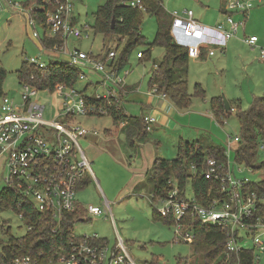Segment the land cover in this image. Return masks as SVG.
<instances>
[{
    "label": "built area",
    "instance_id": "built-area-1",
    "mask_svg": "<svg viewBox=\"0 0 264 264\" xmlns=\"http://www.w3.org/2000/svg\"><path fill=\"white\" fill-rule=\"evenodd\" d=\"M75 1L0 0V11H14L26 18L33 38L38 41L54 38L61 40L59 44L50 47L41 45L45 57H30L28 62L46 68L49 59H59L79 70V82L89 80L84 88L79 84L69 86L61 83L53 90H43L56 93L63 99L56 116L58 119L45 117V105L32 99L39 89L29 84H22L25 91L22 92L21 102H17L8 93L0 96V181H5V187L19 194L18 211L14 207L9 210L23 219L26 211L22 206L28 201L36 210L50 213L58 226L65 213L76 210L78 186L85 176H90V162L79 140L92 132L97 134V131L75 123L76 116L107 113L104 106L89 102L88 97L105 103L122 104V96L127 93L126 78L130 73L125 67L118 65L116 49H110L103 58H98L93 52L70 46L71 37L90 38L92 29L90 23H82L79 14L75 13ZM122 3L145 10L143 0H122ZM225 7L227 12L238 11L247 19L254 5L251 0H227ZM168 12L172 17L171 32L175 41L187 47L190 56L199 58L203 54L213 56L217 51L223 52L230 39L246 24L245 19L236 21L232 13H226L224 20L211 26L199 21L192 9ZM243 41L252 48L259 47L260 58L264 60V44L259 46L257 35H245ZM137 56L140 57L141 53ZM88 72L92 73L91 78ZM91 84H100L99 86L109 91V95L98 92L93 96L87 95ZM150 90L167 97L158 93L156 88ZM144 121L147 131H152L157 118L148 114L144 115ZM239 142V134L229 135L225 146L226 160L219 162L215 158H208L206 161L205 178L217 181L220 185L217 197L208 205H202L190 190L181 189L177 181L170 180L171 189L161 200L162 206L157 211L163 217L171 215L174 218L176 237L186 242L194 239L193 231L186 221L188 216L197 217L203 224L218 226L228 235V257L247 249L249 246H244L243 243L248 235H252L254 263L257 264L260 261L258 253L264 251V216L259 213L260 207L264 205V195L259 196L256 191L250 190L248 185L252 181L234 170L231 153ZM246 167L249 171L256 172L251 167ZM86 209L87 214L91 215L110 211L114 220L107 200L104 201V208L90 204ZM27 227L30 229V226ZM242 231L244 235L240 234ZM10 264L44 263L38 256L22 255ZM47 264L137 262L120 236L114 245H110L108 239L94 232L71 239L69 249ZM236 264L247 263L237 261Z\"/></svg>",
    "mask_w": 264,
    "mask_h": 264
},
{
    "label": "rangeland",
    "instance_id": "rangeland-1",
    "mask_svg": "<svg viewBox=\"0 0 264 264\" xmlns=\"http://www.w3.org/2000/svg\"><path fill=\"white\" fill-rule=\"evenodd\" d=\"M161 1L168 11L192 9L201 20L204 16L210 20H215L218 15H222L220 20L225 18L221 11L225 0ZM251 1L254 5L252 12L264 7V0ZM105 2L106 0L75 1V13L79 14L82 23H90L92 29L90 38L71 37L69 44L72 48L78 47L94 54L110 47H118L119 54L123 51L125 41L121 44L120 36H105L96 31L97 10ZM238 14L240 12L235 11L232 16L236 21L246 20V35H253L252 31H258L262 26L259 21H253L254 17L246 19L243 14L237 17ZM260 16H264V10ZM242 28L228 42L227 51H217L216 55L205 59L190 56L188 90L192 94V105L187 109L175 106L172 113L166 111L169 122L160 125L156 123V128L149 131L146 137L134 139V147L127 132L122 130L123 124H115L110 114L76 116L75 123L97 131V134L92 132L79 140L91 167L90 180L77 191V200L85 207L93 204L102 208L107 200L114 216L113 220L110 211L101 215L86 214V219L75 222L76 236L96 232L108 239L110 245H114L120 236L137 264H179L181 257L185 258L183 264H201V258L193 252L191 243L176 237L175 226L155 217L154 210L160 208L162 203L154 201L151 190L144 186L145 171L151 169L156 159L176 158L180 140H210L227 146L229 135L240 133L241 125L236 111L233 109L224 124H221L215 117H211V102L213 99L226 98L233 103L234 108L236 104H240L243 109H248L256 97L264 95V60L260 58V52L257 55L255 52L256 56H251L254 58L252 63H247L250 59L247 50L251 51L252 47L243 41ZM141 31L149 42L154 40L157 22L153 15L144 14ZM138 50L144 51L146 46L141 45L131 52L125 68L130 71L126 78L127 84L135 87L136 95L141 97L128 93L130 89L127 86V93L121 99L124 110L135 116L152 113V109L145 104V95L151 89L149 80L155 67L154 62H159L165 53L162 47L155 46L152 48L151 59L143 60L137 56ZM34 56L45 57L40 41L31 36L26 18L14 11L1 10L0 70L6 71L3 91L17 102H21L22 92L25 91L19 82L18 71L24 60ZM88 74L89 77L92 75L90 72ZM93 78L97 79L96 76ZM87 83L89 80L80 81L79 86L84 88ZM196 83L201 84L205 90L203 97L195 95ZM99 85L91 84L87 95L93 96L96 92L109 95V91ZM32 99L45 105L46 118L58 119L56 116L63 99L56 93L39 90ZM156 100L158 99L155 97L153 107H156ZM260 156L264 160V149L260 150ZM231 161L237 174L248 177L252 182L264 179V169L251 172L245 164L236 162L234 150ZM5 186L6 182L1 180L0 194ZM27 233V225L15 212L0 208V240L6 241L9 234L21 237ZM240 234L244 235V231ZM245 240L244 246L254 245L252 235H248ZM1 250L0 245V252ZM258 254L260 261L257 264H264V251Z\"/></svg>",
    "mask_w": 264,
    "mask_h": 264
},
{
    "label": "trees",
    "instance_id": "trees-1",
    "mask_svg": "<svg viewBox=\"0 0 264 264\" xmlns=\"http://www.w3.org/2000/svg\"><path fill=\"white\" fill-rule=\"evenodd\" d=\"M143 4L145 10L128 7L122 0H106L99 6L96 31L110 37L118 35L120 43L125 41V45L120 54L118 47H110L104 52H99L97 57L103 58L110 49H116L118 65L124 68L131 52L139 46H146V50L137 52L141 53L139 58L143 60L151 59L153 47H162L165 53L159 62H154L155 67L149 80L150 88H156L158 93L165 94L174 106L187 109L192 105V94L188 90L190 62L188 48L175 41L171 32L172 17L160 0H143ZM147 13L153 15L157 22V33L152 42H149L141 31L144 14ZM60 42V38L42 39L40 46L50 47ZM5 76L6 71L1 69L0 96L4 94ZM78 77V69L59 59H49L46 68H41L26 59L18 71L21 84L26 83L39 90H53L61 83L76 86L79 84ZM195 88V95L203 97L205 90L201 84L196 83ZM88 101L104 106L106 114L112 116L115 124H123L122 130L127 132L132 147L135 144L134 139L141 140L148 135L143 114L130 115L122 104L118 103H105L92 97H88ZM229 103L231 109L227 110L222 98L213 99L211 109L221 124H224L233 109L236 111L241 131L240 142L234 150L235 161L255 171L264 169V160L260 156V150L264 149V95L256 97L248 109H243L240 104H236L234 108L233 103L231 101ZM208 158H215L219 162L225 161V146L210 140H180L176 158L154 160L153 166L147 172L144 186L151 190L154 201L161 202L171 189L169 181H177L180 188L190 190L199 203L208 205L217 197L220 187L217 181L205 178L204 171ZM89 180L90 176H85L78 190ZM248 187L259 196L264 195V179L249 183ZM136 188L138 189V186ZM18 196L14 190L4 187L0 194V208L9 210L10 207H14L15 211H18ZM22 207L26 211L22 220L30 229L24 236L16 237L9 234L6 241L0 240L2 247L0 262L5 264L12 263L16 257L22 255L38 256L44 264L56 259L69 249L70 240L77 237L74 231L75 222L86 219L87 214L86 207L78 202L76 210L65 213L58 226L50 213L36 210L32 203L25 201ZM259 213L264 216V205L260 207ZM154 215L166 224L174 225V218L171 215L163 217L157 209L154 210ZM186 221L194 234V239L190 242L193 252L201 258V264H236L237 261L255 264L253 247H247L238 254L233 253L228 257L226 251L228 235L225 231L216 225L203 224L197 217L188 216ZM183 260L185 258L181 257L179 264H183Z\"/></svg>",
    "mask_w": 264,
    "mask_h": 264
},
{
    "label": "crops",
    "instance_id": "crops-1",
    "mask_svg": "<svg viewBox=\"0 0 264 264\" xmlns=\"http://www.w3.org/2000/svg\"><path fill=\"white\" fill-rule=\"evenodd\" d=\"M226 2H227V0H225V5H224V8H222V13H223V17H225V15H226V12H227V10H226ZM262 10H264V7H260V8H257V9H255L253 12H252V10H251V12H250V14H249V18H253L254 20V22H256V21H259L258 23H262V26H260V28L258 29V31H252V34L253 35H257L258 37H259V46H261V45H263L264 44V16L262 17V16H260L261 14H262ZM234 12L235 11H232L231 13H232V15L234 14ZM241 14V13H240ZM240 14H238L237 15V17H240ZM251 16V17H250ZM195 17H196V15H195ZM221 17H222V15H218L217 16V18H215V20H210V19H207V17L206 16H204L203 17V20H201L200 18H197L199 21H204L203 23L204 24H207V23H212V24H216L217 22H219V21H221L220 19H221ZM259 19V20H258ZM208 25V24H207ZM246 25V24H245ZM246 28L247 27H243L242 28V31H243V33H244V36L246 35ZM256 33V34H255ZM231 42V41H230ZM229 42V43H230ZM228 47H229V45H227V48L226 49H228ZM224 50L223 52H225V51H227V50ZM247 52H248V54L250 55V59L247 61V63H252V60L254 59V58H251V56H253V57H255L257 54H259V47H255V48H252V50L251 51H248L247 50ZM256 52V55H254V53ZM217 53V52H216ZM229 54H230V52H229ZM216 55V54H215ZM214 56V55H213ZM208 56H203V58L205 59V58H207ZM128 86V88L130 89L129 90V92L131 93V94H134V97H141L140 95H136L137 94V90H136V88L135 87H133V86H129V85H127ZM157 98L158 100H156V107H153L152 105V102H154L153 100H154V98ZM145 98H146V102H145V104L146 105H148V107H150L151 109H152V113H148V112H146V113H142L143 115H148V114H153V115H155L156 117H157V119H158V122L156 121L155 123H154V125H153V129L154 128H156V123H158L159 125L160 124H163V123H165V122H169V117L167 116V115H165V112L167 111L168 113H172V112H174L175 110H174V108H175V106L173 105V103L170 101V99L169 98H167V97H162L161 95H159V94H156V93H153L151 90L148 92V93H146V95H145ZM169 101V102H168ZM211 117H214V115H213V113L211 114ZM152 166V165H151ZM150 166V167H151ZM150 168H148L146 171H145V176H146V179H147V172H148V170H149ZM146 179L144 180V182L146 181ZM149 190V189H148ZM144 191H146V190H144Z\"/></svg>",
    "mask_w": 264,
    "mask_h": 264
},
{
    "label": "water",
    "instance_id": "water-1",
    "mask_svg": "<svg viewBox=\"0 0 264 264\" xmlns=\"http://www.w3.org/2000/svg\"><path fill=\"white\" fill-rule=\"evenodd\" d=\"M114 22H115V20L113 19V21H112L113 25H114ZM223 100H224L226 109L227 110L231 109V105H230L229 101L226 98H224ZM81 220H84V219H81Z\"/></svg>",
    "mask_w": 264,
    "mask_h": 264
}]
</instances>
